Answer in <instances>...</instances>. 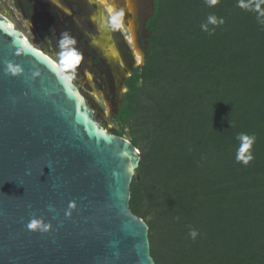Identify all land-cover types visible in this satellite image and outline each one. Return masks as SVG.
Listing matches in <instances>:
<instances>
[{
  "label": "trees",
  "instance_id": "16d2710c",
  "mask_svg": "<svg viewBox=\"0 0 264 264\" xmlns=\"http://www.w3.org/2000/svg\"><path fill=\"white\" fill-rule=\"evenodd\" d=\"M153 1L145 59L166 40V52L183 50L190 60L172 76L156 71L162 100L146 112L156 117L146 123L152 152H140L130 209L143 219L137 178L144 174L154 215L146 222L149 243L162 228L177 264H264V3ZM209 16L224 23L213 25ZM150 72L138 66L127 79L114 135L123 137L134 123ZM240 133L256 137L246 166L236 161ZM129 141L137 148L132 132Z\"/></svg>",
  "mask_w": 264,
  "mask_h": 264
},
{
  "label": "water",
  "instance_id": "95a60500",
  "mask_svg": "<svg viewBox=\"0 0 264 264\" xmlns=\"http://www.w3.org/2000/svg\"><path fill=\"white\" fill-rule=\"evenodd\" d=\"M27 1L60 48L65 28L54 9ZM5 61L23 72L5 75ZM66 75L0 11V264H155L148 225L130 209L141 153L95 120ZM33 218L48 231L28 229Z\"/></svg>",
  "mask_w": 264,
  "mask_h": 264
},
{
  "label": "rangeland",
  "instance_id": "374dc122",
  "mask_svg": "<svg viewBox=\"0 0 264 264\" xmlns=\"http://www.w3.org/2000/svg\"><path fill=\"white\" fill-rule=\"evenodd\" d=\"M87 1L89 2V9L92 15L94 16H99L101 13H103V10L106 9V7H104L100 3L96 4L94 2L95 0H87ZM0 8L4 13V16L13 23L14 27L17 30L21 31L28 38L30 43L35 48L42 50L45 54L50 56L59 64V59L57 54L60 52V48L58 47L59 49H57L55 47L54 42L51 39L50 35L45 34L43 32H39L38 28L34 27V25L30 21V18L27 17L21 11L16 0H0ZM138 23L139 22L133 24V30L136 32V34L139 26ZM126 28H127L126 23L123 22L121 26V32L124 37L128 38V32ZM140 36L141 35H139V37ZM97 37H95L94 39H96ZM147 37L148 34H145L143 39L141 37V42L139 43V45L140 46L142 45L144 54L143 55L140 54L136 56L137 62L135 65L137 64H139L140 66H143L145 64L149 65L151 69L149 82L146 85L147 88L144 89V91L141 92V94L139 93L137 96L138 99L137 101L139 103L140 110L137 113V117L134 123L126 126V132L123 138L130 140V132H132L133 138H135L138 143L136 149H138V151L140 152H142V150L143 151L145 150L147 153H151L152 146H151V138H150V129L147 128L146 123L149 120H154L156 117L151 118V115L149 116L148 114H146V112L148 111V109H150L154 105H157L162 100L159 91H157V88H155V86L153 85L156 83L155 80V77L157 76L156 71L161 69V72L165 71L166 73H168V75L172 76L171 75L172 72L170 71L171 69H173L174 71L176 70L179 71V70H186L187 68H189L187 63L189 62L190 58L189 55H187L183 50L173 51L171 53L166 52L168 50L167 48H169L170 45H167L168 43H165L166 40H164L161 43H159L155 48L149 51L150 59L147 61L145 59V49L147 48V42L145 40L147 39ZM135 41L136 44L133 45L140 53L142 50L140 49V47L138 48L137 35ZM99 43L101 42H98V44ZM182 45L184 46V44ZM177 54H181L182 56L179 57L177 56ZM202 64L205 65V63L203 62ZM61 68L65 71L66 74L71 75V79L77 82L79 86L82 87V90L94 92L92 95L89 96L95 98L96 102L98 100L100 105L98 104V102L97 105L100 107L103 113V115L100 116L102 117L101 119L95 118V120L102 126L106 127V129L113 134L115 129L119 127V123L114 118V114L116 112L115 110L117 109V107H120L122 103L121 93L123 92V84L121 83L119 85L120 87L119 86L117 87V89L119 88L118 96H116L115 99H113L110 95L111 97L110 100L106 96V89L104 85L101 83L100 80L97 79L95 75L93 80L89 81L88 83L82 82V79L79 75L80 67H78V63L73 67L71 72L66 71L65 68L62 66ZM88 78L91 79V75H88ZM112 103L115 105L114 109L112 108ZM143 181H144V174H142L141 176L139 175L137 178V183L141 182L142 185L141 187H139V190L137 191V198H139L137 203V209L139 213L137 214L143 218L142 220L148 222L152 219L154 215L149 201L148 186L146 182ZM171 252H172V244H170V241L163 232V229L158 228L156 232H154L153 234L152 241H150V253L152 258L154 259V261H157L158 264H177L176 260L173 261Z\"/></svg>",
  "mask_w": 264,
  "mask_h": 264
},
{
  "label": "flooded vegetation",
  "instance_id": "af4514ba",
  "mask_svg": "<svg viewBox=\"0 0 264 264\" xmlns=\"http://www.w3.org/2000/svg\"><path fill=\"white\" fill-rule=\"evenodd\" d=\"M17 1L18 0H16V2ZM19 1L22 4V9L20 7L19 8L27 17L30 18V21L34 25V27L38 28L39 32L50 35L55 47L59 49L57 46V38L55 36L54 30L47 22L45 15L41 11L40 7L35 5L34 3L28 2L27 0ZM108 1L109 0H106V2L103 3L101 0H95L94 2L96 4L100 3L104 7L109 4L113 5V2H111L112 0L109 2ZM47 2L54 9L58 19L63 23V27L68 29V34L70 33L71 36L76 40L74 47L79 51L82 57V59L78 62V67H80L79 75L82 79V82L88 83L89 81L93 80L95 75L97 79L100 80L104 85L106 89V96L110 100L111 97L115 99V97L118 96L119 88L117 89V87L122 83V98L126 91L127 79L131 76L133 70L136 67L140 66L139 64L135 65L137 62L136 56L138 54H135L134 45L131 41L132 39H130L131 31L128 27L129 21L127 20L123 22L128 23H126V29L129 34L128 38L130 41L127 37H124L122 35L121 27L119 29H113L109 26L107 7L99 16H94L89 9V2L87 0H47ZM116 10L120 9L117 8ZM138 10V48L140 47V49L142 50L139 54L143 55L144 52L142 49V45L140 46L139 43L141 42V37L142 39L144 38L145 33H143V31L146 30L148 37L145 41L147 42L148 47V38L150 37V32L146 26L148 20L143 25L141 20L142 9L139 7ZM2 14L4 15L3 12ZM134 23H137V20H133V24ZM108 29H110L111 31ZM139 35L141 36L139 37ZM95 37L97 38L94 39ZM98 42L101 43L98 44ZM88 75H91V79L88 78ZM74 83L82 91L85 97H90L89 95H92L94 93L91 91H84L77 82L74 81ZM93 100L97 105L98 100L97 102L95 98H93ZM112 108H115V105L113 103ZM115 111L116 112L114 114V118L119 111V107H117ZM101 115H103L101 109L100 113L94 112V118L101 119Z\"/></svg>",
  "mask_w": 264,
  "mask_h": 264
},
{
  "label": "clouds",
  "instance_id": "9594fccd",
  "mask_svg": "<svg viewBox=\"0 0 264 264\" xmlns=\"http://www.w3.org/2000/svg\"><path fill=\"white\" fill-rule=\"evenodd\" d=\"M218 3V0H210V5H215ZM259 3H264V0H259ZM259 3L256 5V9L259 10ZM241 8H248L249 5L240 3L238 5ZM108 12V23L109 26L113 29H119L123 24V11L116 10L111 5H106ZM264 16V12L260 13ZM208 22L215 25L217 23L223 24V19L217 20L215 16H209ZM202 30L208 31L207 25H201ZM211 35V33H209ZM76 40L74 37H71L67 32L62 33L60 37V52L57 54L59 59V64L65 68L66 71L71 72L73 67L82 59L79 51L74 47ZM20 51H23L25 54L31 52V48L28 45H18ZM20 51L16 54L19 55ZM23 69L12 62L5 61L4 73L5 75L11 74L16 76L21 74ZM40 75V72L34 71L32 72V77L35 78ZM64 79H71V75H66L63 77ZM236 139L240 142L239 147L236 149V161L237 163H243L245 166L248 165L253 159L254 156L252 154V147L255 143L256 137L255 135H248L246 133H240L237 135ZM70 207H74V205H70ZM68 215V213H66ZM50 225L44 223L43 220L33 218L27 225L28 229L31 230H40L41 232H47ZM198 235L196 230H190L189 236L192 239H195Z\"/></svg>",
  "mask_w": 264,
  "mask_h": 264
},
{
  "label": "bare ground",
  "instance_id": "6f19581e",
  "mask_svg": "<svg viewBox=\"0 0 264 264\" xmlns=\"http://www.w3.org/2000/svg\"><path fill=\"white\" fill-rule=\"evenodd\" d=\"M103 3L106 2V0H101ZM111 1V0H109ZM108 1V2H109ZM111 2H113V5H111L112 7H114L115 9L119 8L120 10L123 11L124 15H123V21H129L127 24L129 25V29L131 31V38L133 44H136V32L133 30V20H137V22H139V7L142 9V16H141V20L143 21L152 11V6H151V0H112ZM139 6V7H138ZM1 11V10H0ZM5 17V16H4ZM8 19V18H7ZM9 20V19H8ZM10 21V20H9ZM11 25L13 26L12 22L10 21ZM14 27V26H13ZM15 28V27H14ZM106 28V27H105ZM110 30V29H108ZM65 31L68 33V29L65 28ZM111 31V30H110ZM113 32V31H112ZM65 33V32H64ZM143 33H145L143 31ZM70 34V33H69ZM73 34V33H72ZM117 34V33H116ZM115 35V34H114ZM129 35V34H128ZM71 36V34H70ZM26 37V36H25ZM72 37V36H71ZM27 38V37H26ZM28 40V38H27ZM29 41V40H28ZM116 43V42H115ZM114 45V44H113ZM135 47V46H134ZM37 49V48H36ZM116 49V48H115ZM40 50V49H38ZM135 54L140 55L139 51L136 49L135 47ZM41 53H44L42 50H40ZM45 54V53H44ZM119 54V53H118ZM49 59H51L53 61V63L61 70L65 73V71L60 67V65L54 60L52 59L50 56H48L47 54H45ZM122 59V58H121ZM139 60V59H138ZM124 62V60H123ZM130 68V67H128ZM127 69V68H126ZM66 74V73H65ZM68 75V74H67ZM79 89V88H78ZM79 91H81L79 89ZM82 93V91H81ZM83 94V93H82ZM84 96V94H83ZM86 100H91V104L93 105V109L97 111V113H100V108L96 105V103L94 102L93 98L90 97H85ZM108 131V130H107ZM109 132V131H108Z\"/></svg>",
  "mask_w": 264,
  "mask_h": 264
}]
</instances>
